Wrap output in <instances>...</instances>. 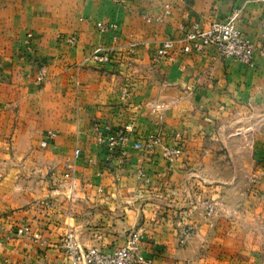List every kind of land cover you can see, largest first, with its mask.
Here are the masks:
<instances>
[{"label": "crops", "instance_id": "crops-1", "mask_svg": "<svg viewBox=\"0 0 264 264\" xmlns=\"http://www.w3.org/2000/svg\"><path fill=\"white\" fill-rule=\"evenodd\" d=\"M236 9L239 30L260 45L264 5L252 0H0V264H73L70 247L112 253L131 232L153 264H264V201L227 210L237 161L264 159V59L256 52L252 68L181 45L156 55ZM100 22L118 30L101 32ZM97 48L115 60L89 61ZM107 126L129 130L123 151L97 144ZM148 134L179 141L173 167L160 147L135 148ZM188 224L196 234L180 245ZM23 226L43 242L15 236Z\"/></svg>", "mask_w": 264, "mask_h": 264}, {"label": "built area", "instance_id": "built-area-1", "mask_svg": "<svg viewBox=\"0 0 264 264\" xmlns=\"http://www.w3.org/2000/svg\"><path fill=\"white\" fill-rule=\"evenodd\" d=\"M132 0H118L120 4H125ZM264 5V0H252ZM242 9L234 10L227 18L225 22H214L206 29L195 28L194 31L185 34L180 41L168 40L162 43V45L156 50V55L160 58L170 57L177 48V45H181L179 52L186 54L202 55L209 48H214L222 58H230L241 62L242 64L255 67L254 55L257 52L259 56L264 59V23L262 25L263 33L261 36L260 45H256L245 37L239 30L237 23L240 21ZM97 28L101 32H116L118 26L116 24H107L100 22L97 24ZM69 44H74V39L68 40ZM114 51L104 48H97L88 58L89 61L94 63H109ZM46 77L44 69L39 71L36 79V84L41 85ZM130 90L125 87L122 90V98L124 100L130 97ZM105 131V133H104ZM96 142L98 145L107 148L109 153L120 151L128 145L130 137L125 130L113 131L109 126L104 129H97ZM52 137L56 135L50 133ZM176 138L180 139V135H176ZM156 146H161L162 156L171 165H174L178 159L182 156V147L179 144L174 146L164 145L162 140L157 135H148L144 142L145 150H152ZM139 149V146H135ZM79 151H76L75 155L78 156ZM67 173L65 178H72L74 173V164L72 162H66L64 165ZM260 175L264 176V162L260 171ZM139 177L148 184L150 182L145 171H138ZM207 216L212 217L215 214V206L212 203L206 205ZM195 233L193 226L187 227L181 230L179 242L180 245H185L187 241ZM13 234L18 237L31 234L35 243L39 244L43 242L42 236L39 233H32L29 226H23L17 228ZM141 235L139 232H131L128 234L126 241L123 245L117 247L112 253L104 252L100 247H92L85 251L70 247V256L73 260V264H153L152 259L144 257L140 249Z\"/></svg>", "mask_w": 264, "mask_h": 264}, {"label": "rangeland", "instance_id": "rangeland-1", "mask_svg": "<svg viewBox=\"0 0 264 264\" xmlns=\"http://www.w3.org/2000/svg\"><path fill=\"white\" fill-rule=\"evenodd\" d=\"M115 53V52H114ZM113 57L111 58V61H110V63L111 62H113L114 60H115V55H112ZM109 64V63H108ZM36 83V82H35ZM113 131H118V130H125L127 133H128V135H129V137H130V132H129V130L127 129V128H117V129H115V128H113V127H111V126H109ZM148 135H155V134H148ZM148 135H146L145 137H143V138H141L140 139V142H138L136 145H138L139 146V149L140 150H142V151H144V152H152V151H154V149L156 148V147H160L161 148V146H156V147H154L152 150H150V151H148V150H145L144 149V142H145V140H146V138L148 137ZM177 135H179V134H177ZM158 136V135H157ZM175 138H176V136H175ZM160 139H161V137H160ZM176 139H178V138H176ZM162 140V139H161ZM162 143H163V141H162ZM177 143H179V141L177 142ZM176 143V144H177ZM164 144V143H163ZM175 144V145H176ZM164 145H166V144H164ZM170 146V145H169ZM126 147V146H125ZM124 147V148H125ZM123 148V149H124ZM238 149H240L241 148V146L240 145H238V147H237ZM123 149H121L119 152H121V151H123ZM138 150V149H137ZM116 152H118V151H116ZM115 152H113V153H110V154H114ZM161 153H162V149H161ZM163 157V156H162ZM163 159H164V157H163ZM165 160V159H164ZM179 160V159H178ZM177 160V161H178ZM166 161V160H165ZM167 162V161H166ZM263 162H264V159H263V161L262 162H258V163H256L255 164V166H251V163H250V161H246V160H238L237 161V163H238V166L239 167H241V169H242V171H241V175L240 176H238L237 177V179H236V190L233 192V193H231V198H230V200L228 201V205H230V206H228V208H227V210L229 209V208H231L232 207V205H239L240 203H243L244 201H247V200H249V199H253V200H255V201H260V200H263L264 201V193L262 192V190H261V185H262V182H261V179L262 178H264V176H262V175H260L258 172L260 171V169H261V167H262V164H263ZM169 165H170V168L171 167H173L174 165H171L169 162H167ZM252 169V171L251 172H245V171H250ZM212 204H214V206H216V204L215 203H212ZM221 209H224V207L222 206L221 207ZM237 210V212H240L241 213V215H243V214H246L245 213V210H244V208L242 207V208H237L236 209ZM238 210H242V211H238ZM223 211V210H222ZM223 213H226L225 211L223 212ZM190 226H193L194 228H195V233L192 235V237L196 234V230H197V228H196V226L193 224V225H186V226H184V229H186L187 227H190ZM245 227L246 228H248L249 227V225H246V224H242L241 225V228L242 229H244L245 230ZM183 230V229H182ZM191 237V238H192ZM190 238V239H191ZM189 239V240H190ZM188 240V241H189ZM187 241V242H188Z\"/></svg>", "mask_w": 264, "mask_h": 264}]
</instances>
